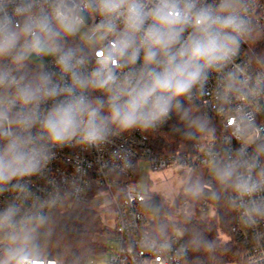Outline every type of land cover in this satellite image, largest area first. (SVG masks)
<instances>
[{
    "label": "clouds",
    "instance_id": "obj_1",
    "mask_svg": "<svg viewBox=\"0 0 264 264\" xmlns=\"http://www.w3.org/2000/svg\"><path fill=\"white\" fill-rule=\"evenodd\" d=\"M86 14L99 17L82 37L91 56L66 42ZM250 32L244 0H0V194H16L0 207V264H37L47 217L26 206L25 180L43 171L54 148L99 146L114 130L147 132L173 112L187 118L183 101L203 93L213 72L223 73L227 100L240 91L234 60ZM257 167L241 149L215 169L246 223L264 216V199H254L264 192Z\"/></svg>",
    "mask_w": 264,
    "mask_h": 264
},
{
    "label": "built area",
    "instance_id": "obj_2",
    "mask_svg": "<svg viewBox=\"0 0 264 264\" xmlns=\"http://www.w3.org/2000/svg\"><path fill=\"white\" fill-rule=\"evenodd\" d=\"M244 9L251 21V30L264 27V0H244ZM98 21V16L88 15L82 32L68 37L67 44L93 55L82 37ZM246 41L245 38L234 60V64L243 69L238 73L242 82L238 85L240 91L229 93L225 100L223 73L215 72L210 74L203 93L194 91L191 100L217 124L200 143L191 148L161 151L150 143V130H114L108 142L99 146L54 148L55 156L43 171L25 180L32 192L26 206L50 218L65 201L77 200L89 193L90 203L106 202L114 206V225L104 224L95 234L104 250L94 255L109 249L108 264H183L190 246L178 230L165 235L153 232L155 215L144 207L147 194L139 189L137 175L147 166L152 170L180 167L190 174L201 172L197 213L216 205L215 169L229 159H237L239 150L245 149L248 156L258 159L259 167L253 170V175L261 178L264 170V65L254 61ZM44 61L48 70L58 71L51 57H45ZM30 67L35 68V62ZM232 68L233 65H229L225 72ZM15 195L12 191L0 194V207ZM232 197L236 215L231 230L242 240L243 249L236 259L226 264H264V216H256L254 223H246L237 193L232 191ZM248 199L245 197V202ZM254 199H264V192L257 193ZM191 207L189 198L180 200L179 209ZM110 238L116 240L111 247L108 246ZM37 264L61 263L54 257L38 256Z\"/></svg>",
    "mask_w": 264,
    "mask_h": 264
},
{
    "label": "trees",
    "instance_id": "obj_3",
    "mask_svg": "<svg viewBox=\"0 0 264 264\" xmlns=\"http://www.w3.org/2000/svg\"><path fill=\"white\" fill-rule=\"evenodd\" d=\"M246 39L254 61L264 65V27H254ZM183 103L189 113L187 118L181 119L179 113L173 112L167 122L150 130V143L156 149L194 147L217 127L199 104L193 100H184ZM193 120L196 122L193 123ZM232 191L230 186L222 185L216 179V218L211 220L202 218L199 213L189 215L185 213L187 211H180L179 203L183 198L174 201L173 209H170L164 197L154 193L147 195L144 207L155 215V234L165 235L174 230L182 233L184 241L190 246L183 264H226L236 259L243 249L242 240L231 230L236 215ZM168 214H173L175 218L169 219ZM104 224L102 212L90 203L89 193L86 197L65 201L38 230L34 253L54 257L61 264H86L90 256L104 250L103 243L95 238ZM209 244L211 247H208Z\"/></svg>",
    "mask_w": 264,
    "mask_h": 264
},
{
    "label": "rangeland",
    "instance_id": "obj_4",
    "mask_svg": "<svg viewBox=\"0 0 264 264\" xmlns=\"http://www.w3.org/2000/svg\"><path fill=\"white\" fill-rule=\"evenodd\" d=\"M83 28L81 29L82 32ZM138 180L140 182L139 189L147 195L154 193L161 194L164 197L166 205L173 209L174 201L179 198H189L192 202V207L188 210L181 209L180 211H187L189 215L196 214V205L199 202V191L202 185V173H188L185 168L174 167L164 170H152L148 166L142 168L138 172ZM189 193L187 197L185 194ZM193 193V194H192ZM192 196H194L192 198ZM95 207L102 212L104 223L109 226L114 225V206L107 204L106 202H100L95 204ZM199 215L206 219L211 220L216 218V208L210 205L199 211ZM169 219L175 218L173 214L167 215ZM223 239H226L225 235H222ZM116 244L114 238L108 240V246ZM110 254V250L107 249L99 255H92L86 260V264H108L107 260Z\"/></svg>",
    "mask_w": 264,
    "mask_h": 264
}]
</instances>
